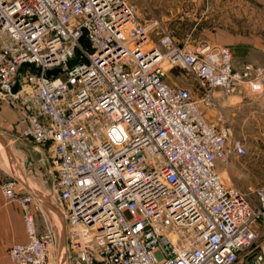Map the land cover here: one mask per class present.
Wrapping results in <instances>:
<instances>
[{
	"label": "built area",
	"instance_id": "2783aa9c",
	"mask_svg": "<svg viewBox=\"0 0 264 264\" xmlns=\"http://www.w3.org/2000/svg\"><path fill=\"white\" fill-rule=\"evenodd\" d=\"M152 32L133 0H0V101L47 149L67 263L264 264V187L217 169L246 152L221 102L261 92L264 70L235 65L227 46ZM170 68L195 85L168 81ZM0 190L27 237L10 263L55 264L39 201L11 176Z\"/></svg>",
	"mask_w": 264,
	"mask_h": 264
},
{
	"label": "rangeland",
	"instance_id": "374dc122",
	"mask_svg": "<svg viewBox=\"0 0 264 264\" xmlns=\"http://www.w3.org/2000/svg\"><path fill=\"white\" fill-rule=\"evenodd\" d=\"M133 1L138 6L142 23L151 26L154 32L169 34L178 46L205 41L224 45L230 48L233 63L249 61L264 70V0ZM167 80L184 87L195 85L192 76L179 68L168 69ZM262 90L261 95L249 100L251 102L241 111L228 115L233 134L243 141L246 152L233 155L226 163H217V169L227 184L264 186V166L261 165V158L264 159L261 133L264 131V78ZM225 99L222 100L223 107ZM17 191L25 192V189H19L17 185ZM40 201L42 210L47 212L44 217L39 215L41 222L43 218L49 221L51 218L58 224L64 221L57 209V200L53 199L50 204Z\"/></svg>",
	"mask_w": 264,
	"mask_h": 264
},
{
	"label": "crops",
	"instance_id": "0c3cea01",
	"mask_svg": "<svg viewBox=\"0 0 264 264\" xmlns=\"http://www.w3.org/2000/svg\"><path fill=\"white\" fill-rule=\"evenodd\" d=\"M234 63L239 65L240 62L234 61ZM262 91L252 95L253 91L246 86L239 87L233 95L224 100V112L230 116L235 115L236 112L241 111L245 104L251 102L249 100L256 98V95L260 96ZM221 103L223 106V101ZM18 116L19 112L15 108L0 101V182L8 176L14 177L17 180L18 188H24L25 192L30 193L40 204L42 203L40 200L48 204L53 203V199H57L53 198L51 194L52 175L51 165L46 159L47 149L45 146H38L20 135V130L16 126ZM261 133L264 138V131ZM261 161V165L264 166L263 157ZM41 206L43 207L42 204ZM58 207L57 209L62 215L60 202ZM43 211L45 214L46 211ZM39 215H36V224L40 230L42 222ZM47 220L49 221V219ZM51 221L50 218L49 222L51 223ZM52 223L56 235L54 263L68 264L69 251L65 223L64 221L61 224L53 221ZM26 239L19 205L16 202H7L0 190V264H11L7 256V249L10 245L24 242Z\"/></svg>",
	"mask_w": 264,
	"mask_h": 264
},
{
	"label": "water",
	"instance_id": "95a60500",
	"mask_svg": "<svg viewBox=\"0 0 264 264\" xmlns=\"http://www.w3.org/2000/svg\"><path fill=\"white\" fill-rule=\"evenodd\" d=\"M56 72V70H48L47 72H46V74H51V73H55ZM19 81H20V76H18V78H17V84L15 85V87L13 88V90L14 91H16L17 90V88H18V84H19Z\"/></svg>",
	"mask_w": 264,
	"mask_h": 264
}]
</instances>
